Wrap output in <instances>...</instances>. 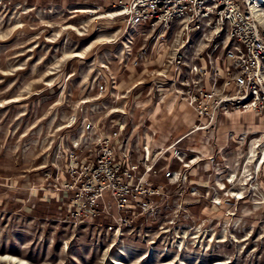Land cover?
<instances>
[{"label": "rangeland", "instance_id": "374dc122", "mask_svg": "<svg viewBox=\"0 0 264 264\" xmlns=\"http://www.w3.org/2000/svg\"><path fill=\"white\" fill-rule=\"evenodd\" d=\"M109 3L0 0V256L25 264H264V131L227 130L231 125L217 130L219 117L243 112L237 109L218 114L215 126L204 129L203 147L182 143L195 124L188 128L177 145L194 151L185 162L196 160L181 168L178 181L164 176L180 166L168 152L158 153L165 146L150 151L147 163L156 162L151 180L163 193L155 200L156 212L141 216L120 236L107 231L100 217L70 220L65 204L54 198L45 173L53 175L52 165L61 166L59 142L78 124L72 122L81 102L95 97L88 87L96 71L106 63L122 74L120 66L135 56L121 60V42L136 30L91 14L98 5L109 10ZM254 5L256 18L264 22V2ZM142 37L137 36L135 50L145 42ZM211 37L186 38L173 30L163 40L169 48L161 68L174 52L192 63L200 55L221 58L223 37ZM135 81L120 93L90 101L88 114L100 122H125L128 131L141 133L144 111L130 90ZM0 264L17 263L0 259Z\"/></svg>", "mask_w": 264, "mask_h": 264}, {"label": "built area", "instance_id": "2783aa9c", "mask_svg": "<svg viewBox=\"0 0 264 264\" xmlns=\"http://www.w3.org/2000/svg\"><path fill=\"white\" fill-rule=\"evenodd\" d=\"M106 1H110L109 10L100 5L91 10L99 12L102 8L104 13L97 16L108 15L111 20L120 21L124 30H136V34L129 33L121 42L122 61L134 54V64L138 65L149 52L147 41L161 42L175 29L186 38L192 33H199L205 39L212 35V40L223 37L221 58H227L229 63L222 77L211 65V55L207 54L208 69L197 63L188 65L177 52L168 59L178 75L174 85L178 83L182 87H175L174 91L197 114L192 132L207 129L211 124L215 126L218 114L230 109L264 113V22L252 14L254 0ZM137 36H143L145 42L135 50ZM101 69L108 71L107 65L100 66L88 87L95 91V97L81 102L84 104L80 106V116H75L72 122L78 124L73 126L69 137L59 142L61 166L52 165L54 174L45 173V180H52L54 198L65 204V216L70 220L81 222L100 217L106 220L107 231L120 236L133 228L141 216L156 212L155 200L163 190L151 180L156 175V162L147 163L151 155L149 148L143 147L139 159L133 157L127 138L117 143L126 123L112 118L100 122L88 114L87 105L93 107L91 104L105 95L117 94L115 76L108 71L106 77ZM206 74H210L209 90L201 84ZM184 137L157 151L170 153L180 163L178 169H167L164 173L175 181L182 178L181 168L196 160L185 162L187 154L194 151L177 145Z\"/></svg>", "mask_w": 264, "mask_h": 264}, {"label": "crops", "instance_id": "0c3cea01", "mask_svg": "<svg viewBox=\"0 0 264 264\" xmlns=\"http://www.w3.org/2000/svg\"><path fill=\"white\" fill-rule=\"evenodd\" d=\"M96 13L98 14V11L91 14ZM168 48L167 42H158L149 49L145 59L138 65H133L132 62L135 60L134 58L132 62L130 61L128 64H122L120 67L123 72L125 71L126 77L129 78L128 81L125 80V77L121 78L124 73L114 72L108 64H104L107 65L109 73L114 75L117 80V92H122L133 80H136L135 83H133V88L130 90L134 89V95L137 98L135 104L141 111H144V130H141V133H139L138 131L134 132V130L130 132L128 128H125L122 135L117 139V143L123 137L128 139V147L132 150L134 158H141V152L144 146H147L150 151L164 146L167 147L174 138L183 136L185 132L188 131V128L198 121L197 114L194 110L188 106L185 101L180 100L174 91L175 87L182 88L178 83L174 85V80L178 78L174 70V65L168 64L167 67L161 68ZM129 57H131V55ZM209 60L218 76L222 77L229 60L227 58L213 57ZM185 62L188 65L192 64L189 60H185ZM193 63H197L203 68H210L208 59L202 55L197 56V59ZM101 70L104 75L108 77V71L106 69ZM133 73L136 75L135 79L131 77L135 76ZM209 78L210 74H206L202 78L201 84L205 90L210 89ZM218 82H221V78L218 79ZM156 84H161V86L157 87ZM94 92L95 91H92L90 93ZM106 96L108 95H105V97ZM166 119L168 120V127L163 128ZM224 125L225 127L231 125L227 130L237 129L239 131L262 132L264 131V118L253 110L223 114L219 117L217 130L220 132ZM205 136L204 130H197L189 133L188 136L185 137L186 141L182 143L188 142L198 147H203L206 141ZM219 139L218 136V140ZM218 144L219 146L221 145L220 143Z\"/></svg>", "mask_w": 264, "mask_h": 264}, {"label": "bare ground", "instance_id": "6f19581e", "mask_svg": "<svg viewBox=\"0 0 264 264\" xmlns=\"http://www.w3.org/2000/svg\"><path fill=\"white\" fill-rule=\"evenodd\" d=\"M257 2H260V3H263L264 2V0H254L253 1V12H252V14H253V16L254 17H256V12L255 11H258V10H255L257 7H255V3H257ZM95 11V10H94ZM78 56V55H77ZM112 111H116L115 109L114 110H112ZM264 161V160H263ZM263 161H260V162H262L263 163ZM197 162H198V160H197ZM193 164V163H192ZM0 259H2V260H8V261H13V263H17V264H25V263H22V262H20L19 260H17L15 257H13V256H9V255H5V256H0Z\"/></svg>", "mask_w": 264, "mask_h": 264}]
</instances>
